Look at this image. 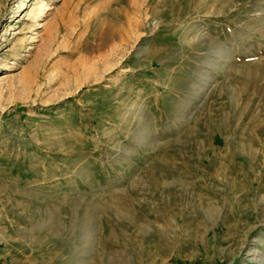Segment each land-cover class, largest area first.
Listing matches in <instances>:
<instances>
[{
    "label": "rangeland",
    "instance_id": "obj_1",
    "mask_svg": "<svg viewBox=\"0 0 264 264\" xmlns=\"http://www.w3.org/2000/svg\"><path fill=\"white\" fill-rule=\"evenodd\" d=\"M0 264H264V0H0Z\"/></svg>",
    "mask_w": 264,
    "mask_h": 264
}]
</instances>
